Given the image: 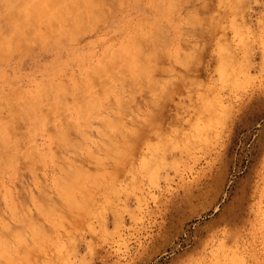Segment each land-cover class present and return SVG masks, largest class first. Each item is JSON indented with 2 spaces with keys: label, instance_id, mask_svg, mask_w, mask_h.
Listing matches in <instances>:
<instances>
[{
  "label": "rangeland",
  "instance_id": "rangeland-1",
  "mask_svg": "<svg viewBox=\"0 0 264 264\" xmlns=\"http://www.w3.org/2000/svg\"><path fill=\"white\" fill-rule=\"evenodd\" d=\"M21 6L24 16L28 10ZM103 11L102 19L68 29L22 24V46L0 51V103L35 90L43 79L71 84L140 22L152 28L148 47L159 51L152 66L146 60L136 65L149 77L131 83L137 87L133 96H127V83L121 84L120 101L132 96L119 116L130 136L123 157L117 151L113 155L120 158L108 161L111 154L104 151L106 161L88 165L85 149L71 151L56 141L67 132L82 142L83 131L94 150L101 122H78L71 111L58 117L52 91L39 105L45 116L37 129L31 132L32 124L20 119L13 124L14 136L0 144V151L17 156L0 168L2 189L7 188L0 196V231L11 224L4 233L14 232L8 240L16 254L4 249L0 264H264V0H179L174 7L167 0H105ZM7 15L0 1L3 31L11 30ZM89 89L77 93H94ZM69 96L66 106L73 108L79 97ZM108 97L103 101L111 107L118 103ZM34 149L46 151V163L27 158ZM73 158L74 167L94 170L92 179L103 182L96 191L101 196L89 189L96 197L91 194L90 200L87 190L90 201L84 198L83 205L91 207L59 211L56 206L57 211L50 209L54 216L34 208L32 200L41 195L61 204L65 197L52 196V175L62 176L64 160ZM19 207L29 209L23 213ZM12 214L36 222L12 220ZM20 235L39 253L25 249ZM15 239L22 240L20 249Z\"/></svg>",
  "mask_w": 264,
  "mask_h": 264
},
{
  "label": "bare ground",
  "instance_id": "bare-ground-1",
  "mask_svg": "<svg viewBox=\"0 0 264 264\" xmlns=\"http://www.w3.org/2000/svg\"><path fill=\"white\" fill-rule=\"evenodd\" d=\"M0 1L2 2V4L4 5V7L8 13L6 20L8 19V21H9V19H10L9 27L11 28L10 31H3L0 29V51L5 49V48H9V47H20V46H22V44L24 43V38L22 35L23 31L20 30L22 24L33 23V25H35L36 27H38L40 24H46L49 27L54 26V27H59L62 29H68L71 26L76 27V26H86L88 24H91V23L97 21L98 19H102L104 17L103 15L105 13V11H103L105 0H0ZM167 1L169 4L171 3L172 7L177 5L179 2V0H167ZM21 5H25L26 10H28L27 12H24V16H21V14L23 12ZM78 7H81V11L80 12L74 11ZM134 26H135L136 32L129 33L123 40L119 41L117 45H111V46L109 45V46L105 47V49L102 53V57H100V59L95 64H93L91 66V68L83 69L82 71H80L79 74L72 77V83L71 84L66 85L64 83L57 82V83L52 85V84L48 83L47 80L43 79L36 85L35 90L30 91V92L22 95L18 99H13V100L7 99V101L0 103V120H1L0 121L1 122V124H0V144L4 140H5V142H7V141H10L12 139V137L14 136L13 134H11V129H13L12 126L15 127V125H13V124L15 122H17V120L19 121V119H20V121L24 120L27 123L32 124L31 132H33L35 129H37V125L39 124L40 120L42 118H44V116H45L44 115L45 112L39 113V105L44 103L45 101H47L49 93H50V91H52V92H54V94H55L54 96H56V98L58 100L56 103L55 102L52 103L53 107L55 106L54 111H55V113H57L58 117L60 115H62L64 112L71 111L77 116V119H79L78 122H84L85 124L90 123V121H92V120H99L101 122V125L98 126L96 129L97 137L94 140H92L93 146L95 147L94 150H93V148H91L87 145V143L85 141V138L87 137V133H83V131H81V134L84 137L82 142H80L76 139L74 140L73 137L71 135H69L67 132H66V134L68 136H71V137H68L65 134L67 137L65 136V138H63L64 136L61 137L62 135L59 136V134L57 133L59 138L60 137L61 138L56 140V141L59 142V140H61L60 142H63L64 145L67 146V149H70L71 151H74L75 149L80 150V147L82 149H85L84 162L86 160V161H88L87 164L89 163L90 165H93L91 163H96V162H97L96 164H98V162H100L99 161L100 159H102L103 162H104V160L106 161L107 159L106 158L103 159V158L108 156L109 154H111L109 156L110 157L112 156L113 159H111L108 156L109 157L108 161H110V160L115 161V159L117 160L118 159L117 157H119V156L123 157L125 154L122 151L124 148L125 149L124 152L125 153L127 152L126 147H127V145H129V143L127 142V138L130 136L126 137L128 134H126L127 132H126L125 128H127V127L125 126L124 122H119V121H122V120H120L119 116L122 113L124 114V112L128 108L125 105V102L130 100L129 98H132L134 91L136 90L135 88H137V87L134 88L133 87L134 84H131V83H133L137 79L139 80L140 77H145L146 79H147V77H149L147 75L148 73H146L144 70H141L140 66H139L140 69L138 70L136 65L138 63H139V65H142V64H140L141 61L146 60L147 64L149 66H152L153 56L154 55L156 56V54L157 55L159 54V51L153 50L152 48L150 49L148 47V44L150 42H152V40L150 39L151 35H153V32H151L152 28H149V26L143 24L142 22L135 24ZM35 32H37L36 28H35ZM154 33H156V32H154ZM41 36L45 37L46 35H44V33H43ZM156 45H157V43H156ZM179 60L182 61L183 58L180 57ZM144 64H143V66H145ZM149 66H146V69ZM142 69H144V68H142ZM150 69H151V67H150ZM141 79H144V78H141ZM123 83H127V85H126V89L128 88V95L127 96L132 95L131 97L126 96L124 98V102L120 101V97H122V94L124 91V87H121V84H123ZM141 83H142V80H141ZM93 85H94V87H93ZM89 87H92L94 89V93H93V91H90L89 94H83L82 96L79 95V93H77L78 90L79 91L84 90L85 93H87L90 90ZM71 94L78 95L79 99L78 100L76 99V102L71 106L73 108H68L66 106L68 104L67 99H68V97H71V96H69ZM106 96L110 97V98L108 97L109 103H110V100L113 101V100L119 99L118 103L115 106L111 107L110 104L105 103V101H103V99ZM52 108H51V110H52ZM3 113H8L7 115H9V119H3V117H2ZM119 127L120 128L122 127L125 129L124 133L126 135L118 131ZM61 129H62V127L58 128L59 131ZM63 131H65V130H63ZM127 131H129V130L127 129ZM122 132H123V130H122ZM130 132L131 131L128 132L129 135H132L133 133L130 134ZM56 138H58V137L56 136ZM56 141H53V142L58 143ZM126 142L128 143L127 145H125ZM59 144L60 143H58L57 145L58 146L62 145V148H63L64 145L63 144L59 145ZM77 147H78V149H77ZM90 149H92L93 151ZM9 151L10 150H7V149H5V151H0V168L6 166L7 163H13L16 160L15 159L16 154L8 153ZM47 151H48V149H47ZM104 151L106 153H104ZM45 152L46 151H44V150L41 151L39 149H34V150H31L28 152V153H30L29 155H31V157H27V158H29V159L32 158L33 160L35 159L37 161V164L38 163L39 164L46 163L45 161L50 157L48 154H44ZM49 152H51L50 149H49ZM116 152L119 154V156L113 155L114 153L116 154ZM22 153L23 152H21V154ZM103 153L107 154V155L105 156ZM26 154L27 153L24 152L25 157L27 156ZM24 156L22 155V157H24ZM53 157H55V156H53ZM114 157H116V158L114 159ZM18 158H19V156H18ZM71 160L72 161L64 160V165H63V168H66L67 171H68V169H70L71 173H69V172L67 173V171L64 170L65 173L62 176H59V178L57 177V175H56V177H55V175H52V177H53L52 187H51V189L53 191L52 196H53V199H55V193H56V196L59 198L65 197V198H62L64 200L61 202V204L58 205L60 203L59 202L58 204L55 205V200H54V203L52 200L50 202H52L53 205H50L49 204L50 202L48 203L47 200L45 199V197L43 195H41L40 198L41 197H44V198H42V199L35 198L32 200L35 203L34 208H36L37 210L40 209V210H49V211H50V209H52V212H54L59 207H62V208L68 207L69 209H67V210L72 211L73 209H71L70 207L77 208V207L82 206L84 204V200L86 198H87L86 201L87 200L90 201L93 198V197L91 198V194H94L92 196L96 197L95 196L96 194L93 192H91V194H90V191L94 188L95 192H96L98 188H101V184L103 182L101 180L94 179V177L92 179V173H93L92 171H94V170H92L90 172V169H87V167H86V169H85V167L84 168L83 167H76V166L74 167L75 164L73 165L72 162L74 160L76 161V159L73 158ZM114 161H112V162H114ZM65 162H66V164H65ZM103 162H101V163H103ZM101 163H99V164H101ZM123 163H124V161H123ZM118 164H120V166H121V162H118L117 165ZM76 165H77V162H76ZM122 166H123V164H122ZM118 167H119V165H118ZM58 168L59 167H57V169ZM63 168H60V169H63ZM114 169L116 170V168H114ZM111 170L114 172L113 173L111 171L112 175L115 174V171L113 169H111ZM61 173H58V174H61ZM117 173H118V170L116 171L115 176H117ZM94 175L95 174H93V176ZM97 178H99V177H97ZM107 178H108V175H107ZM111 178H113V177H111ZM114 178H116V177H114ZM71 181H73V182L70 183ZM105 183L106 182H104V184ZM109 184H107V185H109ZM114 184L115 183H113V185H111V187L114 186ZM107 185H105L106 190L109 188V186L107 187ZM95 187H97V188H95ZM89 189H91V190L89 191ZM87 190L89 191L88 193L90 196V200L88 199L87 196H85L87 193ZM116 190H118V187ZM4 192H7V188H6V190H5V188L2 189V184L0 183V196L1 195L4 196V194H3ZM102 192H103V190H102ZM104 193L105 192H103L102 194L104 195ZM39 194H42V193H39ZM106 195H108V194H106ZM99 196H101V195L98 194V197ZM65 199H68V201L66 200L67 202H65ZM93 201H94V199H93ZM63 202L66 204H64ZM87 203L85 202V205H83V206L86 207ZM27 205L28 204H26V206ZM22 206H24V205H22ZM87 206H88V204H87ZM24 207H19L21 209V211H23V213H25L26 209L27 210L29 209L27 207L25 209ZM88 207H91V206H88ZM53 209H55V210H53ZM58 210L60 211L61 209L59 208ZM64 210L65 209H63V211ZM13 211L17 212L18 207H14ZM21 211L19 213H21ZM49 213L51 215L53 214V216L55 215V213H51V211ZM50 214L45 215L48 217L47 219H49V217L51 216ZM43 215L44 214H41V216H43ZM21 216L18 214H12L10 216V219H12V220L19 219L18 221H20V218L23 220H30V219L34 218L33 216H24V215H21ZM32 220H33L32 224L34 225L36 221L34 222V219H32ZM5 221H6V218H5L4 222ZM30 222H29V224H27L28 227L30 225ZM16 223H19L21 226L22 222L20 223V222L16 221ZM24 223H25V221H24ZM32 224L29 227V229L32 227ZM9 225H11V224H9V222H7V224H5V229L3 231H0V253L2 255L6 253V251L4 249L7 250L10 248L11 250L12 249L15 250L13 248L14 245L12 246V244H13L12 241H10V239L8 240V238H10V235H12L14 233L13 232L14 230H12V232H13L12 234H10V235L8 234L9 236L5 235L6 233H4L6 228ZM23 227L24 228H22V230L24 229V233L26 234L27 232H25V226H23ZM7 229H9L8 230V233H9L10 228H7ZM16 230L17 229H15V232H17ZM22 230L21 231L18 230V231H20V233L21 232L23 233ZM33 230L35 231V236L37 234V237L38 236L40 237V234H38V231H36L35 228H33ZM33 230H32V232H31V230H29L32 235H33ZM18 234H19V232H18ZM18 234L16 233L17 236H19ZM28 234H27V236L30 235V234L29 235ZM14 236H15V234H14ZM24 236L26 237V235H24ZM24 236H21V238L23 239ZM13 237L11 236V238H13ZM32 237H33V239L35 238L34 235ZM16 240L17 239H15V242H17ZM24 240H25V238L23 239V242H24ZM21 241L22 240H20L19 242L21 243ZM25 241H27V240H25ZM42 241L45 242V239ZM19 242H17V245L15 246L16 248L17 247L19 248L21 246V244ZM39 243H41V242H38L37 244H39ZM23 244L25 245V242ZM28 244H29V242H28ZM34 244L32 243V245H31L32 248L36 247V245H34ZM41 245H42V243H41ZM11 246H12V248H11ZM27 246L28 245L26 244L25 249L30 248L31 249L30 251H33V249L31 247H27ZM38 247H39V245H38ZM23 248H24V246H23ZM10 249H9V252L11 251ZM19 249H16V250L18 251ZM13 250L11 252H13ZM27 250H29V249H27ZM3 251L5 253H2ZM15 252L16 251L13 252V256H14V254H16ZM35 252L39 253V251H37V250ZM29 253H31V252L28 251V254ZM18 254H19V252H18ZM30 255L32 256V253ZM21 256L22 255H20V257ZM17 259H18V257H17ZM21 259H23V258H20L19 260H21ZM19 260H17V261H19ZM25 260H28V258L27 259L25 258ZM27 262L29 263V260ZM28 263H26V264H28Z\"/></svg>",
  "mask_w": 264,
  "mask_h": 264
}]
</instances>
